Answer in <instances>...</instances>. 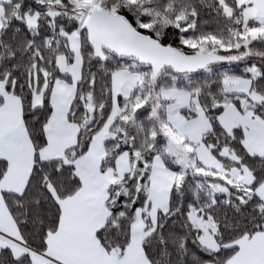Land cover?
<instances>
[{"label":"snow or ice","instance_id":"snow-or-ice-1","mask_svg":"<svg viewBox=\"0 0 264 264\" xmlns=\"http://www.w3.org/2000/svg\"><path fill=\"white\" fill-rule=\"evenodd\" d=\"M0 264H264V0H0Z\"/></svg>","mask_w":264,"mask_h":264}]
</instances>
